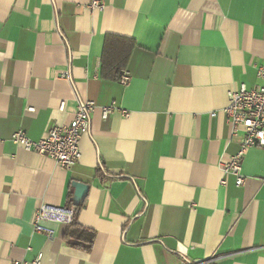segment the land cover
Masks as SVG:
<instances>
[{
  "label": "crops",
  "instance_id": "crops-1",
  "mask_svg": "<svg viewBox=\"0 0 264 264\" xmlns=\"http://www.w3.org/2000/svg\"><path fill=\"white\" fill-rule=\"evenodd\" d=\"M90 1L0 0V264H264V149L245 153L240 187L222 173L239 146L228 93L264 67V0ZM106 35L134 41L126 86L99 75ZM84 101L71 168L11 142L67 125ZM73 181L88 185L87 249L66 225L34 232L41 205L74 207Z\"/></svg>",
  "mask_w": 264,
  "mask_h": 264
},
{
  "label": "built area",
  "instance_id": "built-area-1",
  "mask_svg": "<svg viewBox=\"0 0 264 264\" xmlns=\"http://www.w3.org/2000/svg\"><path fill=\"white\" fill-rule=\"evenodd\" d=\"M89 8L102 10L104 4L100 0H91ZM256 76L259 84L247 89L245 85H240L236 91L228 93V105L222 110V113L230 127L231 136L239 137V146L237 152L231 157L229 162L222 164V173L233 175L235 185L240 187L244 180L241 175V163L245 153L251 148L264 149V67L256 69ZM129 75L122 70L117 81L126 86L129 83ZM63 110V104L60 105ZM95 109L91 101L79 102L74 112L73 119L64 126H52L47 129L43 138L38 141H31L24 132L17 131L11 136V142L27 152H33L38 156L46 157L61 169H69L80 159L79 142L81 137L88 132L89 118ZM33 112V108L27 109ZM116 111L114 104L101 109V119L107 118ZM123 117L127 113L122 112ZM214 116V114H212ZM224 184V181H221ZM73 210L59 209L46 205L38 207L33 227L35 233L45 235L50 239L53 231L41 225L43 221L56 222L62 225H68L72 220ZM38 261L35 263L37 264ZM11 264H21L12 262ZM181 264H192L187 261ZM203 264V263H193Z\"/></svg>",
  "mask_w": 264,
  "mask_h": 264
},
{
  "label": "trees",
  "instance_id": "trees-1",
  "mask_svg": "<svg viewBox=\"0 0 264 264\" xmlns=\"http://www.w3.org/2000/svg\"><path fill=\"white\" fill-rule=\"evenodd\" d=\"M134 41L132 39L118 37L114 35H106L102 54L100 57L99 75L105 80H117L119 73L125 69L130 54L134 48ZM100 173V170H97ZM69 206L71 202L69 201ZM82 205L77 207H69L73 210L72 220L66 225L64 237H71L72 233H77L75 240L84 245V248H89L94 240V232L87 229H79L76 223V218ZM76 229V230H74ZM70 230H73L72 232Z\"/></svg>",
  "mask_w": 264,
  "mask_h": 264
},
{
  "label": "water",
  "instance_id": "water-1",
  "mask_svg": "<svg viewBox=\"0 0 264 264\" xmlns=\"http://www.w3.org/2000/svg\"><path fill=\"white\" fill-rule=\"evenodd\" d=\"M71 188L73 189V195L71 198V202L74 207L82 205L87 192H88V185L78 182V181H73L71 183ZM206 261H202L199 263H205Z\"/></svg>",
  "mask_w": 264,
  "mask_h": 264
}]
</instances>
